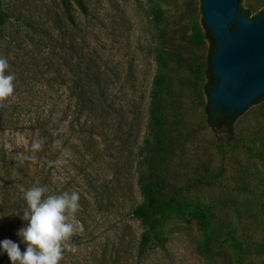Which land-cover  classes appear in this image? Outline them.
<instances>
[{
  "label": "rangeland",
  "instance_id": "rangeland-1",
  "mask_svg": "<svg viewBox=\"0 0 264 264\" xmlns=\"http://www.w3.org/2000/svg\"><path fill=\"white\" fill-rule=\"evenodd\" d=\"M82 2L84 11L0 0V58L15 75L0 101V145L23 172V190L38 167L47 194L80 195L82 231L60 264H264V99L241 113L229 146L207 126L200 0ZM263 9L264 0L243 8L250 18ZM157 75L161 126L152 134ZM81 82L104 84L98 118L78 106ZM141 176L159 198L177 193L174 210L133 216L144 203Z\"/></svg>",
  "mask_w": 264,
  "mask_h": 264
},
{
  "label": "trees",
  "instance_id": "trees-1",
  "mask_svg": "<svg viewBox=\"0 0 264 264\" xmlns=\"http://www.w3.org/2000/svg\"><path fill=\"white\" fill-rule=\"evenodd\" d=\"M70 3H73L79 10L84 11L82 0H61V4L65 9H68ZM238 13H244L247 18H250L248 10H240L238 8ZM2 20V16L0 15V23ZM233 26L234 25H232L231 28H233ZM197 35L199 34L197 33ZM203 39L210 42L208 64L205 68L206 83L203 86V91L207 97V103L204 106L205 121L210 129L215 132L224 133L227 136L224 144L229 146L233 138V126L241 114L232 112L222 107H210L209 96L216 86V81L212 77L211 73L210 61V55L214 50L215 39L212 37L210 32L205 29ZM98 74L99 72H97V75L95 76L98 77ZM83 75L85 77L88 76L86 71L83 72ZM162 83L163 77L161 75H157L153 80L149 93L148 128L152 134H154L157 128L161 126L160 104ZM75 89L79 95L78 106L82 113L86 112L92 117L98 118L105 112V103L104 100L101 99L104 84H100V82H98L94 85V87H92L91 85L89 86L88 83L83 85L81 82V84L76 86ZM94 90H96V92H94ZM94 93H99L97 96L98 98L95 97ZM263 99L264 93L254 99L252 104L260 103ZM2 116L0 107V130L2 129ZM51 134V132L46 131L43 135L48 141H50ZM41 171L42 169L38 167L34 169L31 182L35 184L33 186H44L43 180H45V177L44 175L43 177L39 175ZM144 179L145 178L141 176L137 181L144 203L142 206L136 207L133 210V216L140 220L151 219L165 212L174 210L175 196L177 193L174 192L173 196L169 199L159 198L156 195L154 185L146 183ZM24 181L23 172L21 173L18 168L16 169L15 164L9 157V153L2 145H0V242L5 239L12 240L20 246L21 252L24 251V245L21 238L17 236V232L21 228L27 226V222L22 219L23 212L27 207L22 191ZM195 215L197 218H202L203 214L199 211H195ZM0 264H11L7 253L2 250H0Z\"/></svg>",
  "mask_w": 264,
  "mask_h": 264
},
{
  "label": "water",
  "instance_id": "water-1",
  "mask_svg": "<svg viewBox=\"0 0 264 264\" xmlns=\"http://www.w3.org/2000/svg\"><path fill=\"white\" fill-rule=\"evenodd\" d=\"M246 1L200 0L202 25L215 39L210 61L216 86L210 107L239 114L247 113L264 93V9L247 18L238 13Z\"/></svg>",
  "mask_w": 264,
  "mask_h": 264
},
{
  "label": "clouds",
  "instance_id": "clouds-1",
  "mask_svg": "<svg viewBox=\"0 0 264 264\" xmlns=\"http://www.w3.org/2000/svg\"><path fill=\"white\" fill-rule=\"evenodd\" d=\"M9 64L0 58V101L11 96L14 91L15 75L6 74ZM34 143L33 149H40ZM59 163V161L57 162ZM27 207L22 219L27 226L17 232L26 249L12 240L0 242V250L7 253L11 264H60L66 250L73 251L71 238L82 231L76 221L80 210V195L77 191H64L60 194H47L46 186H32L23 190Z\"/></svg>",
  "mask_w": 264,
  "mask_h": 264
}]
</instances>
